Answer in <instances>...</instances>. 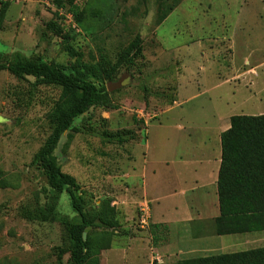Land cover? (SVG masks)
<instances>
[{"label":"rangeland","instance_id":"1","mask_svg":"<svg viewBox=\"0 0 264 264\" xmlns=\"http://www.w3.org/2000/svg\"><path fill=\"white\" fill-rule=\"evenodd\" d=\"M55 1L0 0L8 3L0 21V62L19 53L72 72L100 57L115 64L119 52L141 37L134 69H117L115 81L106 84L109 103L78 118L88 131L70 141L64 135L55 155L79 185L90 218L104 213L117 221L108 230L86 231L94 261L101 264L116 242L119 251L106 254L107 264H142L139 250L138 263L125 250L133 239L141 249L153 243L149 204L141 196L144 163L146 186H156L150 171L173 153H186L178 129L184 119L202 123L213 112L264 111V0H71L79 7L76 23L69 0H61L63 8ZM51 20L68 38L46 28ZM59 95L56 86L0 71V264H70L65 222L77 215L68 195L52 191L32 163L50 134L46 116ZM126 131L135 139L123 144L101 136ZM176 142L174 150L169 145ZM103 200L109 204L100 206Z\"/></svg>","mask_w":264,"mask_h":264},{"label":"trees","instance_id":"2","mask_svg":"<svg viewBox=\"0 0 264 264\" xmlns=\"http://www.w3.org/2000/svg\"><path fill=\"white\" fill-rule=\"evenodd\" d=\"M55 3L60 8L64 6L61 0ZM7 7L8 3H1L0 21ZM68 12L75 23L79 22V7L71 0ZM46 28L55 36L68 38L64 27L55 20L47 22ZM142 52V39L138 35L119 52L115 64L100 57L96 63H79L72 72H68L65 67L48 63L38 56L26 58L19 53H12L0 62V71L6 70L17 80L33 77L60 89L58 100L46 116L50 134L33 156L32 163L41 169L52 191L68 195L72 211L77 215L72 222H65L70 242V264H97L89 238L86 236L84 239L83 234L88 229L114 228L117 221L108 220L104 213L95 218L96 222L90 218V213L83 207L79 185L72 176L62 172L55 151L64 135L70 141L72 134L88 131L76 123L77 119L90 109L109 103L110 93L106 84L115 81L119 68L131 72ZM89 132L94 131L89 128ZM101 136L118 144L135 139L128 131L103 132ZM217 188L220 209V216L216 219L217 234L264 230V114L230 117V127L221 134ZM108 204L103 200L100 206ZM109 212L113 213L114 207L109 208ZM149 233L154 245L159 235H165L166 227L150 224ZM177 264H264V248L182 260Z\"/></svg>","mask_w":264,"mask_h":264},{"label":"crops","instance_id":"3","mask_svg":"<svg viewBox=\"0 0 264 264\" xmlns=\"http://www.w3.org/2000/svg\"><path fill=\"white\" fill-rule=\"evenodd\" d=\"M262 114L264 111L245 115ZM211 118L202 123L183 120L178 129L185 136L186 153H173L174 159L159 162L158 167L150 171L158 180L154 181L156 186H146L147 163L141 168V177L145 179L141 196L149 204V224L166 227V233L159 235L156 244L142 249L135 239L129 241L125 254L131 252L132 263H138L135 257L138 250L143 257L142 264H177L182 260L264 248V230L217 234L221 134L230 127V117L213 112ZM177 144L169 146L175 150ZM114 244L103 252L101 264H107L106 254L110 256L119 251L118 243Z\"/></svg>","mask_w":264,"mask_h":264},{"label":"built area","instance_id":"4","mask_svg":"<svg viewBox=\"0 0 264 264\" xmlns=\"http://www.w3.org/2000/svg\"><path fill=\"white\" fill-rule=\"evenodd\" d=\"M141 212H143V217L141 219V224L142 225H147V215H148V207L144 208L141 210Z\"/></svg>","mask_w":264,"mask_h":264},{"label":"water","instance_id":"5","mask_svg":"<svg viewBox=\"0 0 264 264\" xmlns=\"http://www.w3.org/2000/svg\"><path fill=\"white\" fill-rule=\"evenodd\" d=\"M126 84V81L125 82H123L121 85H125ZM87 231V230H86ZM86 231L84 232V234H83V238L85 239L86 238Z\"/></svg>","mask_w":264,"mask_h":264}]
</instances>
